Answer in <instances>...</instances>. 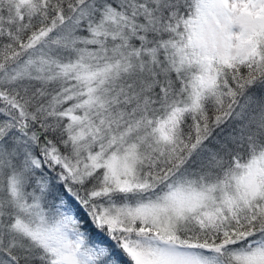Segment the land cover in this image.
<instances>
[{
    "label": "snow or ice",
    "instance_id": "obj_1",
    "mask_svg": "<svg viewBox=\"0 0 264 264\" xmlns=\"http://www.w3.org/2000/svg\"><path fill=\"white\" fill-rule=\"evenodd\" d=\"M0 264H264V0H0Z\"/></svg>",
    "mask_w": 264,
    "mask_h": 264
}]
</instances>
